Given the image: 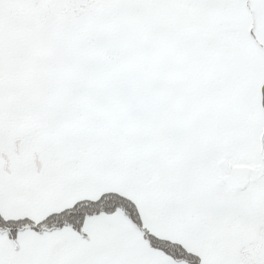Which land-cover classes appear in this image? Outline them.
Wrapping results in <instances>:
<instances>
[{
	"label": "snow or ice",
	"instance_id": "snow-or-ice-1",
	"mask_svg": "<svg viewBox=\"0 0 264 264\" xmlns=\"http://www.w3.org/2000/svg\"><path fill=\"white\" fill-rule=\"evenodd\" d=\"M0 264H264V0H0Z\"/></svg>",
	"mask_w": 264,
	"mask_h": 264
}]
</instances>
